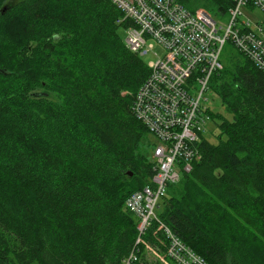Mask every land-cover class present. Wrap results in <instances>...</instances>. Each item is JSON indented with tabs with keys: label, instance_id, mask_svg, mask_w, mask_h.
<instances>
[{
	"label": "trees",
	"instance_id": "trees-1",
	"mask_svg": "<svg viewBox=\"0 0 264 264\" xmlns=\"http://www.w3.org/2000/svg\"><path fill=\"white\" fill-rule=\"evenodd\" d=\"M129 24L112 0H0V264H122L136 248L132 264H160L124 208L152 174ZM210 88L230 117L158 217L206 264H264V72L236 50Z\"/></svg>",
	"mask_w": 264,
	"mask_h": 264
},
{
	"label": "built area",
	"instance_id": "built-area-1",
	"mask_svg": "<svg viewBox=\"0 0 264 264\" xmlns=\"http://www.w3.org/2000/svg\"><path fill=\"white\" fill-rule=\"evenodd\" d=\"M130 24L124 39L126 47L142 56L154 43L162 53L145 61L147 77L133 94L131 110L154 137L149 162L152 174L140 189L124 200V208L136 218L135 245L143 244L166 264H206L158 218L159 202L168 187L176 183L191 162L200 157L197 144L205 138V124L211 109L202 104L213 75L223 68L222 46L230 40L264 72V37L262 26L251 19H239L244 7L264 13V0H232L230 19L217 22L202 7L189 10L179 0H112ZM223 32L220 33L219 30ZM151 230L155 244L144 241ZM157 233L166 240L162 245ZM138 248L122 260H138Z\"/></svg>",
	"mask_w": 264,
	"mask_h": 264
},
{
	"label": "rangeland",
	"instance_id": "rangeland-1",
	"mask_svg": "<svg viewBox=\"0 0 264 264\" xmlns=\"http://www.w3.org/2000/svg\"><path fill=\"white\" fill-rule=\"evenodd\" d=\"M185 6L191 11H194L198 7L204 8L210 14V16L217 22L218 26L225 25L230 19V12L228 10V7H226L224 11H221L213 0H191L190 4L188 6L187 5ZM247 18L257 21L262 26L263 28L262 35L264 37V13L256 8L244 7L242 14L239 15V19L242 20ZM219 32L222 33L223 30L220 29ZM119 33L121 37L125 39L127 34L126 29L120 28ZM236 50H237L236 47L230 40L225 41L222 46L220 60L222 62H225L228 58H230L233 55V53H236ZM153 52L156 53L157 55H161L162 53L161 45L154 43L151 52L142 55L141 56L142 59L145 61L155 59L156 56L153 54ZM48 96L52 97L51 93H49ZM203 96L205 99H202V104L208 107L209 109H211V112L214 114L213 117H211L206 121L203 136L207 141L211 143H216L217 136L220 134L218 123L221 120V116L224 117L225 116L230 117V116L226 113L225 107L222 105L220 98L218 97V95H216V93H214L212 88L207 89L204 92ZM148 140L154 142V137L150 133H148V135L145 133L144 139L140 143V150L146 153V155L148 154V151L150 149ZM157 236L159 237L162 245H165L166 243L165 237L161 233H157ZM141 245L143 246V244ZM143 251L144 252L142 256H144L146 259L151 261H158L160 264H166L162 259H160L156 254H154L152 251L148 250L147 248L144 247ZM168 260H169L168 261L169 264H176L175 261L173 262L170 259Z\"/></svg>",
	"mask_w": 264,
	"mask_h": 264
},
{
	"label": "water",
	"instance_id": "water-1",
	"mask_svg": "<svg viewBox=\"0 0 264 264\" xmlns=\"http://www.w3.org/2000/svg\"><path fill=\"white\" fill-rule=\"evenodd\" d=\"M129 173L131 174L132 172H131V171H129Z\"/></svg>",
	"mask_w": 264,
	"mask_h": 264
}]
</instances>
